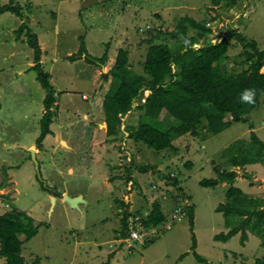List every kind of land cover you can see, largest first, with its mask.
Segmentation results:
<instances>
[{
	"label": "rangeland",
	"instance_id": "rangeland-1",
	"mask_svg": "<svg viewBox=\"0 0 264 264\" xmlns=\"http://www.w3.org/2000/svg\"><path fill=\"white\" fill-rule=\"evenodd\" d=\"M6 2L0 0V5ZM17 2L23 8L22 17L11 11L0 15V213L19 210L35 223H43L37 234L23 243L26 264H201L190 251L189 215L183 210L189 204L194 209L195 250L207 262L255 264L257 258L264 257L261 239L249 232L243 243L240 233L226 242L213 240L214 234L228 230L215 207L226 201L224 193L230 184L247 195L264 197V164L231 167L229 156L221 153L235 140L248 142L251 132L264 141V93L245 123H233L210 135L203 120L198 136L185 135L174 141L179 152L172 156L167 155L171 152L154 153L122 131L108 136L102 109L105 93H113L118 84L108 73L118 50L128 53V68L140 73L148 45L144 39L153 34L151 29L152 33L148 32L153 24L169 32L176 18L187 15L205 21L213 31L210 37L227 25L264 49V0H236L234 5L230 0ZM214 14L217 18L210 19ZM148 17L152 23H147ZM22 23L37 34L42 66L56 92L51 132L41 148L35 138L40 131L45 91L36 72L29 69L33 54L26 29L16 38L15 31ZM80 39L93 58L107 52L105 63L87 62L84 56L68 60L77 52ZM161 41L170 48L180 43L169 35ZM242 50L233 37L222 62L233 66L236 60L244 59L239 57ZM160 118L150 122L161 129L175 123L166 113ZM30 148L35 150L39 177ZM130 163L132 167L156 164L158 171L133 169L129 185L125 169ZM218 170H231L236 176L215 187L199 185L202 178L216 177ZM159 172L177 176L180 189L164 183L166 177L158 176ZM63 195H80L82 200L72 206ZM124 198L129 202L126 209L117 202ZM154 200L159 201L166 220L138 232L136 213H149ZM124 213L137 229L129 230L130 238L120 245ZM110 252L114 254L107 259Z\"/></svg>",
	"mask_w": 264,
	"mask_h": 264
},
{
	"label": "trees",
	"instance_id": "trees-1",
	"mask_svg": "<svg viewBox=\"0 0 264 264\" xmlns=\"http://www.w3.org/2000/svg\"><path fill=\"white\" fill-rule=\"evenodd\" d=\"M235 3L236 0H230L231 5ZM5 11H11L18 17H22L23 14V8L17 0H7L6 3L1 4L0 15ZM155 17L160 18L159 14H155ZM215 18L217 14L210 17L212 20ZM147 23H152L149 17ZM24 28L27 44L33 54V64L29 69L36 72V78L45 91L42 100L44 112L39 120L40 131L35 138L37 147L41 148L42 141L51 132L53 112L51 107L55 103L56 92L50 83L49 73L42 66V50L37 34L22 23L15 31L16 38H19ZM148 29V32L152 33V30L153 34L144 39L148 45L145 59L141 63V72L136 73L128 68V53L123 49L118 50L114 63L108 71L112 82L118 83L114 92L105 93L102 100L108 136H117L122 131L127 138L145 144L154 153L165 151L166 154L171 152L167 155L172 156L179 152L174 141L185 135L198 136L199 125L203 120L206 121L207 133L216 135L233 123H245L247 120L245 117L258 108L261 95L264 93V71L260 72L264 67V49H259L254 39L247 40L245 36L234 32L227 25L219 29L215 36L210 37L213 31L206 26L205 21H198L187 15L175 19L172 31L161 30L154 24ZM168 35L180 41L175 48H170L166 42L161 41ZM233 37L242 44L243 50L239 53V57L244 59L236 60L233 66L228 67L222 59L227 58L229 42ZM80 40L77 52L70 55L68 60L76 61L84 56L87 62L105 63L107 52L98 58H93L87 52L84 41ZM185 41L188 42L187 45ZM245 63L248 64L244 68L242 66ZM236 66L241 68L238 69ZM103 77H106L105 74ZM245 90H252L254 93L251 103L241 100ZM145 91H148L146 96H144ZM162 113L174 119L175 123L161 129L150 122L152 119L159 121ZM249 137L248 142L235 140L221 152L229 156L228 162L231 167H243L258 162L264 164V141L254 132H251ZM130 166L125 169L129 185L132 180L129 174L133 169L141 172L148 169L158 171L156 164L132 167L130 163ZM163 173L159 172L158 176L166 177L164 183L173 184L179 190L177 176L172 177L171 172L168 176ZM235 176L234 171L218 170L216 177L202 178L198 183L202 187H215L221 182H231ZM224 195L226 201L217 204L215 211L222 214L228 230L214 234L213 240L226 242L240 233V242L243 243L249 232L258 236L261 244L264 245V197L247 195L232 184L225 190ZM127 199H120L117 202L126 209L129 206ZM150 206H152L151 210L146 215L141 216L138 215L139 212L136 213L139 217V229L144 228V231L166 220V213L162 211L158 200L152 201ZM183 210L189 215L190 251L201 264H210L195 250L197 243L193 230V206L186 205ZM42 224L35 223V220L23 211L8 210L0 213L2 264H26L22 255L23 243L35 236ZM136 229V224L128 222L127 214L124 213L119 231V238H123L120 245L125 243L127 237L130 238L129 230ZM113 254L114 252H110L107 259ZM180 255L179 259L184 256L183 253ZM102 264H108V261ZM255 264H264V257L257 258Z\"/></svg>",
	"mask_w": 264,
	"mask_h": 264
},
{
	"label": "water",
	"instance_id": "water-1",
	"mask_svg": "<svg viewBox=\"0 0 264 264\" xmlns=\"http://www.w3.org/2000/svg\"><path fill=\"white\" fill-rule=\"evenodd\" d=\"M105 126V124H104ZM29 152L31 153V158L35 164V167H36V170H37V173H38V177L40 176L39 174V169H38V162L36 160V155H35V150L33 148H30L28 149ZM63 198L68 201L72 206H77V202L81 201L82 200V197L79 195V196H74V197H70L68 195H63ZM52 201H53V197H51Z\"/></svg>",
	"mask_w": 264,
	"mask_h": 264
},
{
	"label": "clouds",
	"instance_id": "clouds-1",
	"mask_svg": "<svg viewBox=\"0 0 264 264\" xmlns=\"http://www.w3.org/2000/svg\"><path fill=\"white\" fill-rule=\"evenodd\" d=\"M185 43V45H187V41H185L184 42ZM146 93V94H145ZM145 93H144V96H146L147 94H148V91H145ZM253 95H254V93L252 92V90H245L243 93H242V95H241V100L242 101H244V102H249V103H251L252 102V100H253ZM105 126H106V124H105ZM172 177H173V175H171ZM190 205V204H189ZM180 211H181V208H180ZM179 211V212H180ZM137 231L138 232H140V229L138 228L137 229ZM181 259V258H180Z\"/></svg>",
	"mask_w": 264,
	"mask_h": 264
},
{
	"label": "built area",
	"instance_id": "built-area-1",
	"mask_svg": "<svg viewBox=\"0 0 264 264\" xmlns=\"http://www.w3.org/2000/svg\"><path fill=\"white\" fill-rule=\"evenodd\" d=\"M135 237L137 238V235Z\"/></svg>",
	"mask_w": 264,
	"mask_h": 264
},
{
	"label": "crops",
	"instance_id": "crops-1",
	"mask_svg": "<svg viewBox=\"0 0 264 264\" xmlns=\"http://www.w3.org/2000/svg\"><path fill=\"white\" fill-rule=\"evenodd\" d=\"M75 196V195H74ZM74 196H71V197H74Z\"/></svg>",
	"mask_w": 264,
	"mask_h": 264
}]
</instances>
